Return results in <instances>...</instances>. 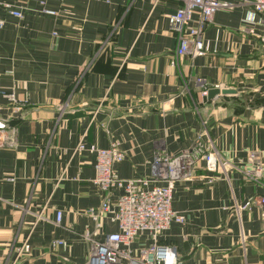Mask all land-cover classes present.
Segmentation results:
<instances>
[{
    "label": "crops",
    "instance_id": "0c3cea01",
    "mask_svg": "<svg viewBox=\"0 0 264 264\" xmlns=\"http://www.w3.org/2000/svg\"><path fill=\"white\" fill-rule=\"evenodd\" d=\"M0 2L22 13L0 9V119L16 130L15 147L0 149V264H88L85 234L118 230L107 215L97 230L89 216L103 199L89 147L118 144V178L151 187L156 152L178 156L197 137L227 165L202 160L175 184L172 210L185 221L158 244L183 264H264V179L245 176L251 156L264 162V16L247 5L217 12L206 54L177 58L175 0ZM198 78L234 94L204 102ZM150 243L144 234L132 248Z\"/></svg>",
    "mask_w": 264,
    "mask_h": 264
},
{
    "label": "built area",
    "instance_id": "2783aa9c",
    "mask_svg": "<svg viewBox=\"0 0 264 264\" xmlns=\"http://www.w3.org/2000/svg\"><path fill=\"white\" fill-rule=\"evenodd\" d=\"M159 0H156V2ZM182 5L168 16L170 31L177 36L175 56L200 57L206 54L203 43L204 27L212 22L214 15L220 11L233 10L239 6L247 5L256 14L264 16V0H175ZM9 15L22 18V13L12 9V6L2 5ZM195 16V17H194ZM5 22L0 20V28ZM264 24V18H262ZM196 86L200 95L205 98L211 90L210 85L202 79H196ZM9 101L18 105L13 94L6 95ZM24 103H20L23 107ZM1 111V110H0ZM16 130L0 119V149H12L16 145ZM83 143L78 144L76 151L85 150ZM88 151L95 154L94 184L103 194L101 206L97 211L90 210L89 216L100 230L101 217L107 215L110 221L117 226V231L106 234L102 241L85 234L90 244L88 264H183L173 248L159 245V239L175 222L182 224L185 218L172 210V195L175 184L192 179V172L203 160L213 171L218 166H225L227 162L212 146H205L200 137H197L192 148L178 156H171L164 151L156 152L154 166L156 179L151 187L149 180L124 181L116 175L114 164L124 159L119 145L111 143L107 149L94 146ZM254 165L245 176L251 180L264 179V162L258 156H251ZM123 190L122 195L112 201L111 192ZM255 203V202H254ZM264 218V197L256 202ZM249 209V205L242 207ZM111 216V217H110ZM39 217V216H38ZM61 214L57 213L56 220L60 221ZM146 234L151 243L134 252L132 246L137 237Z\"/></svg>",
    "mask_w": 264,
    "mask_h": 264
},
{
    "label": "water",
    "instance_id": "95a60500",
    "mask_svg": "<svg viewBox=\"0 0 264 264\" xmlns=\"http://www.w3.org/2000/svg\"><path fill=\"white\" fill-rule=\"evenodd\" d=\"M220 94L227 95V94H234V92H232V91H225V90L220 91L218 89H211L208 92L207 96L203 99V101L206 102L208 100H211L212 98H214L215 96L220 95Z\"/></svg>",
    "mask_w": 264,
    "mask_h": 264
}]
</instances>
